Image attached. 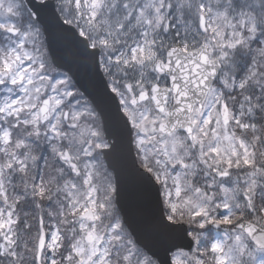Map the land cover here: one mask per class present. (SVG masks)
Listing matches in <instances>:
<instances>
[{"label": "snow or ice", "instance_id": "obj_1", "mask_svg": "<svg viewBox=\"0 0 264 264\" xmlns=\"http://www.w3.org/2000/svg\"><path fill=\"white\" fill-rule=\"evenodd\" d=\"M0 264H264V0H0Z\"/></svg>", "mask_w": 264, "mask_h": 264}]
</instances>
